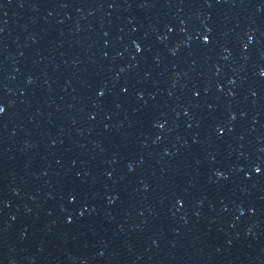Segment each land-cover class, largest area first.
Returning a JSON list of instances; mask_svg holds the SVG:
<instances>
[{
	"label": "water",
	"instance_id": "1",
	"mask_svg": "<svg viewBox=\"0 0 264 264\" xmlns=\"http://www.w3.org/2000/svg\"><path fill=\"white\" fill-rule=\"evenodd\" d=\"M0 264H264V0H0Z\"/></svg>",
	"mask_w": 264,
	"mask_h": 264
}]
</instances>
